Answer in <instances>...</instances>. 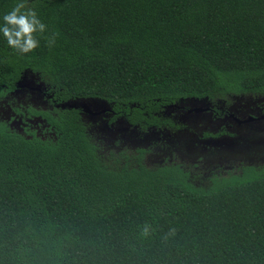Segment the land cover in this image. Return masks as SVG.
<instances>
[{"label":"trees","instance_id":"trees-1","mask_svg":"<svg viewBox=\"0 0 264 264\" xmlns=\"http://www.w3.org/2000/svg\"><path fill=\"white\" fill-rule=\"evenodd\" d=\"M28 6L55 44L19 55L0 39V94L25 75L60 103L106 101L140 131L177 127L195 100L264 97V0ZM80 111L41 112L57 138L0 123V264H264V162L195 182L143 147L95 141Z\"/></svg>","mask_w":264,"mask_h":264},{"label":"rangeland","instance_id":"rangeland-1","mask_svg":"<svg viewBox=\"0 0 264 264\" xmlns=\"http://www.w3.org/2000/svg\"><path fill=\"white\" fill-rule=\"evenodd\" d=\"M28 76L29 74L26 73ZM31 78H36L34 75ZM30 79V78H29ZM29 83H33V79L29 80ZM42 85L40 83H37ZM84 101H87L90 108L94 111H99L103 108L110 107V104L103 100H98L94 98L85 99V100H75L71 101L76 105H81ZM220 101V100H219ZM195 103L191 106L203 107L211 103L208 99L195 100ZM225 102V101H224ZM221 103V102H219ZM256 103H259V108H264V97L263 96H250V97H236L235 100L227 105L232 106L230 109L241 110H255ZM257 107V108H258ZM110 110H107L99 114H91L84 112L85 122L90 124V134L93 139L98 142H104V144H111L112 136L115 131L120 130L122 132H128L132 136L133 134H140V138L144 139L143 134L149 133L150 131L141 132L137 130L134 126L129 127L127 121L124 118L119 120V123L109 122L110 119ZM173 111V109L168 110ZM182 118L178 122V126L175 127V133L164 132V135L157 133L158 131H153V136L150 138V142L154 141L155 147L159 150L156 153H153L151 158V164H160L164 160L173 156L174 162L181 160L184 168L190 171L191 178L198 182L200 180H207L209 177H213L217 174L227 175L229 172L234 171L237 167V163L248 162L259 163L264 160V129L262 126H255L253 123H246L243 127L234 124L229 128L233 132L234 136L231 134H224L219 137L221 141H225V144H219L217 147L211 149H204L202 144V139H204V133H207L209 130L213 129L214 131L218 130L217 124L212 125L209 119V115L204 112H193L192 114L188 112H181ZM245 114V113H244ZM264 111H262V115ZM243 116V115H242ZM216 127V128H215ZM202 134L204 136H202ZM110 135V136H109ZM131 136V137H132ZM149 137V136H148ZM162 142L165 143V147H162ZM135 145V144H134ZM116 147H120L116 145ZM175 148V151L170 149ZM133 151L135 148H132ZM248 153V154H246ZM160 154H164V157H160ZM246 155L252 156L246 158ZM178 157V158H177Z\"/></svg>","mask_w":264,"mask_h":264},{"label":"flooded vegetation","instance_id":"flooded-vegetation-1","mask_svg":"<svg viewBox=\"0 0 264 264\" xmlns=\"http://www.w3.org/2000/svg\"><path fill=\"white\" fill-rule=\"evenodd\" d=\"M33 83L24 82L22 85L16 83V86L13 89H2V94H0V123L5 124L10 129H15L18 132L22 134H27V136L32 137V135L41 136L42 138H46L49 136H53L54 138H57V133L55 130V127L48 121V118L44 116L41 112H49L53 115H56L55 110L59 109L61 107L60 102H58L56 99H54V96L52 93H49L47 87L44 85L37 84L35 80L32 81ZM260 104L256 103V109L257 111L243 109L241 110L233 109L229 107L230 105L226 106V103L218 105L217 103H213L211 101L210 104L207 106H203V110L196 111L195 109L200 108L197 106L190 107L188 109V113L192 114L193 112H204L205 114H208L210 117V122L212 125L217 124L218 130L214 131L213 129L209 130L207 133L202 134L204 136V139H202V144L204 149H211L217 147L219 144H225V141H221L219 139L220 136L224 134H231L230 136H234L233 132L229 130L231 126L234 124H237L238 126H244L246 123H253L255 126H262L261 128L264 129V114L262 115V111H264V108H259ZM258 107V108H257ZM27 109V114L23 111V109ZM82 109V108H79ZM83 110V109H82ZM87 112V111H86ZM110 119H108L109 122L112 123H119L120 118L119 117L115 120H113V116L115 115L112 109H110ZM89 113V112H88ZM245 113V114H244ZM80 114L82 118L84 119L85 116L84 112L80 111ZM243 115V116H242ZM25 119H24V117ZM29 118H31L29 120ZM174 118L176 119V123L181 121L182 113L178 112L175 114ZM179 118V120H178ZM124 119V118H123ZM121 119V120H123ZM126 119V118H125ZM120 120V121H121ZM127 121V119H126ZM88 123V122H87ZM127 125L131 127L127 121ZM242 126V127H243ZM216 128V127H215ZM158 131L157 133H161L164 135V132H170L175 133L177 130L174 128H151L149 127L146 131H150L149 133H144V139L140 138V134H133V136L128 132H122L120 130L115 131V133L112 136V142L111 146L119 145V150L122 151H129L133 150L132 148L137 147H143L146 151V162L150 165L151 164V158L153 153L158 152L159 150L155 147L154 141L152 143L150 142V138L153 136V131ZM143 131V132H146ZM33 132L35 134H33ZM142 132V131H141ZM110 136V135H109ZM132 136V137H131ZM149 136V137H148ZM135 144V145H134ZM162 147H165V143L162 142ZM172 151H175V148L170 149ZM248 154V153H246ZM160 157H164V154H160ZM248 157H252L249 155H246L247 159ZM175 157L169 156L167 157L164 162H161L160 164H166V163H180L181 166L184 168V165L182 164L181 160L174 162ZM178 158V157H177ZM261 162H264L262 160ZM259 162V163H261ZM259 163L254 162H248V160L245 163H237V167H240L242 165L247 164H256ZM185 169V168H184ZM190 172V171H189Z\"/></svg>","mask_w":264,"mask_h":264},{"label":"clouds","instance_id":"clouds-1","mask_svg":"<svg viewBox=\"0 0 264 264\" xmlns=\"http://www.w3.org/2000/svg\"><path fill=\"white\" fill-rule=\"evenodd\" d=\"M28 3L29 0H16L9 10L0 14V39L19 55L35 52L41 47L42 39L49 47L55 44V34L49 33L48 25L39 12L35 7L28 6ZM23 111L27 114V109ZM152 231L151 225L145 224L141 235L147 238ZM171 234H175V229H171Z\"/></svg>","mask_w":264,"mask_h":264},{"label":"water","instance_id":"water-1","mask_svg":"<svg viewBox=\"0 0 264 264\" xmlns=\"http://www.w3.org/2000/svg\"><path fill=\"white\" fill-rule=\"evenodd\" d=\"M28 81V79L26 78V76L24 75L19 81H18V84L20 85H22V83H24V82H27ZM61 106L62 107H70V108H82L83 109V111H87V112H89V113H91V114H99V113H103V112H105V111H107V110H110L111 108L110 107H107V108H103V109H101V110H99V111H94V110H92L91 108H90V106L88 105V103H87V101H84L80 106L79 105H76V104H74L73 102H71V101H67V102H64V103H62L61 104ZM196 111H200V110H203V108H202V106L200 107V108H197V109H195Z\"/></svg>","mask_w":264,"mask_h":264}]
</instances>
